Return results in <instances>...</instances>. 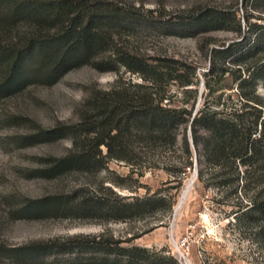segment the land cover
Wrapping results in <instances>:
<instances>
[{"label": "trees", "instance_id": "16d2710c", "mask_svg": "<svg viewBox=\"0 0 264 264\" xmlns=\"http://www.w3.org/2000/svg\"><path fill=\"white\" fill-rule=\"evenodd\" d=\"M263 5L264 0H241L244 13L240 17L235 7H205L180 23L193 33L224 30L236 35L226 45L208 50L199 107L193 104L196 81L190 64L170 58L136 62L134 67L123 62L142 82L125 84L117 79L109 88L92 89L77 109L76 122L31 135L41 140L68 136L70 140V149L39 172L46 177L71 170L95 172L114 159L141 174L150 167L152 153L167 148L175 153L169 165L175 172L185 175L194 157L198 181L207 173L205 185L214 178L210 184L229 186L232 193L237 179L247 186L248 173L257 172L262 197L250 199L240 208V216L264 220V99L256 92L258 85L264 90V16L247 11L256 12ZM113 21L112 9L86 0H0V97L30 84L49 86L65 72L85 64L98 71L111 69L95 60L109 46L107 30ZM171 82L183 92L193 93L190 105L170 103ZM229 90L238 106L216 107L222 93ZM102 189L111 196L82 195L71 208L102 221H129L156 212L169 214L174 202L169 199L164 204L165 197L154 193L125 196L108 187ZM65 204L44 196L28 200L20 210L40 215ZM258 234L264 238V222ZM121 242L107 232L76 234L19 247L0 244V253L20 262L75 252L98 256L100 264H180L166 250Z\"/></svg>", "mask_w": 264, "mask_h": 264}, {"label": "rangeland", "instance_id": "374dc122", "mask_svg": "<svg viewBox=\"0 0 264 264\" xmlns=\"http://www.w3.org/2000/svg\"><path fill=\"white\" fill-rule=\"evenodd\" d=\"M86 1L100 3L114 11V21L107 30L109 46L95 60L101 62V67L111 69L98 71L85 64L65 72L49 86L30 84L0 97V244L19 247L54 237L107 232L121 238V245L166 250L180 264H264V238L258 234L264 220L251 215L240 216V208L250 199L256 195L262 197V184L256 182L257 172L248 173L247 186L237 179L236 192L232 193L229 186L210 184L216 180L214 178L205 185L207 173L198 181L194 157L192 168L185 175L175 172L169 167L175 153L167 148H157L149 157L150 167L141 174L131 172L129 165L114 159L95 172L71 170L53 177L39 172L48 161L70 149V140L68 136L41 140L31 135L38 130L76 122L77 109L92 89L109 88L117 79L125 84L142 82L123 62L134 67L136 62L152 63L170 58L190 64L194 67L196 81L193 104L199 107L202 73L209 62L208 50L226 45L236 39V35L224 30L193 33L180 23L205 7H235L238 17L244 13L241 0ZM248 9L253 15L264 16V5L256 12ZM183 91L175 82L168 84L167 94L172 105L192 103L193 93ZM256 92L264 99L263 88L258 85ZM228 106H238L232 90L222 93L216 107ZM188 186L190 192L173 215ZM106 187L120 195L154 193L165 197L164 204L169 199L174 202L169 214L156 212L129 221H102L71 208L82 195L98 193L110 197V192L102 189ZM44 196L55 197L66 204L40 215L20 210L28 200ZM97 257L88 253H52L20 262L0 253V264H100Z\"/></svg>", "mask_w": 264, "mask_h": 264}, {"label": "bare ground", "instance_id": "6f19581e", "mask_svg": "<svg viewBox=\"0 0 264 264\" xmlns=\"http://www.w3.org/2000/svg\"><path fill=\"white\" fill-rule=\"evenodd\" d=\"M191 182H192V181H191ZM191 182L189 183L190 185H191ZM189 188H190V186L186 187V188L184 189V191L182 192V195H181L180 201H179V203H178L176 209H174L173 215H175V214L178 212V210L180 209V207H181V205H182L184 199H185L186 196H187V193H188V191H189ZM189 192H190V191H189Z\"/></svg>", "mask_w": 264, "mask_h": 264}, {"label": "water", "instance_id": "95a60500", "mask_svg": "<svg viewBox=\"0 0 264 264\" xmlns=\"http://www.w3.org/2000/svg\"><path fill=\"white\" fill-rule=\"evenodd\" d=\"M193 114H194V112L192 113V116H193ZM190 181H192V180H190Z\"/></svg>", "mask_w": 264, "mask_h": 264}]
</instances>
